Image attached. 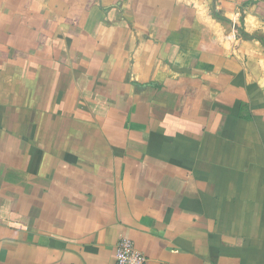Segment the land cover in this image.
Returning a JSON list of instances; mask_svg holds the SVG:
<instances>
[{"label":"crops","instance_id":"crops-1","mask_svg":"<svg viewBox=\"0 0 264 264\" xmlns=\"http://www.w3.org/2000/svg\"><path fill=\"white\" fill-rule=\"evenodd\" d=\"M244 34L264 0H0V264H264Z\"/></svg>","mask_w":264,"mask_h":264},{"label":"built area","instance_id":"built-area-1","mask_svg":"<svg viewBox=\"0 0 264 264\" xmlns=\"http://www.w3.org/2000/svg\"><path fill=\"white\" fill-rule=\"evenodd\" d=\"M117 264H146V256L136 248L130 239H122L117 245Z\"/></svg>","mask_w":264,"mask_h":264},{"label":"trees","instance_id":"trees-1","mask_svg":"<svg viewBox=\"0 0 264 264\" xmlns=\"http://www.w3.org/2000/svg\"><path fill=\"white\" fill-rule=\"evenodd\" d=\"M216 16H217L218 18H221L217 13H216ZM240 32H242V31H240ZM244 36H245V37H249V38H253V37H254V36H250V35H246V34H244ZM254 38H258V39L264 44V37L256 36V37H254Z\"/></svg>","mask_w":264,"mask_h":264}]
</instances>
